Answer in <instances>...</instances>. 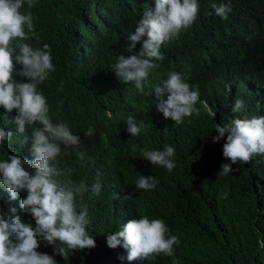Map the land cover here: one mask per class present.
I'll list each match as a JSON object with an SVG mask.
<instances>
[{"label": "trees", "instance_id": "1", "mask_svg": "<svg viewBox=\"0 0 264 264\" xmlns=\"http://www.w3.org/2000/svg\"><path fill=\"white\" fill-rule=\"evenodd\" d=\"M197 2V21L186 33L162 44L165 59L149 71L144 94L134 82L118 80L112 66L119 55L130 54L127 36L135 31L146 0H34L32 9L25 5L21 11L32 12L39 35L38 42L34 38L27 42L41 49L48 44L55 67L37 91L46 98L52 122L66 123L81 139L79 148L62 152L57 162L62 169L75 170L66 178L89 188L78 203L88 208L90 234L91 230L100 234L119 231L110 225L122 215V207L123 215L131 219L145 215L162 219L170 229L166 235L179 237L173 256L161 253L141 264H264V155L253 156L249 163L238 162L232 165L238 171L218 176L221 164L228 161L222 155L224 139L213 143L217 133L210 125V118L216 126L230 114L234 118L264 116V109L260 111L254 101L247 102L240 113L231 111L235 98H251L240 91L244 86L251 88L247 90L251 96L259 95L258 101H264V0H230L232 11L227 19L216 16L212 5L229 0ZM223 71L234 79L238 73L243 76L238 90L223 83ZM170 72L180 73L200 92L195 105L200 114H193L176 132V125L163 127V114L156 110L152 91ZM14 79L22 78L16 75ZM213 110L218 117L210 113ZM130 116L142 120L147 131L131 136L126 131ZM14 117L15 110L8 120ZM2 121L0 125L13 132V138L0 150V160L13 154L31 159V142L21 146L16 125ZM89 127L95 129L90 137L85 135ZM30 132L27 128L25 135ZM165 145L175 148L171 172L141 155L145 148L163 150ZM78 152L85 153L84 161ZM140 174L155 177L156 188H136ZM95 183L101 184L99 200L113 201L117 196L109 212L94 203L90 189ZM225 191L228 196L223 199ZM129 194L131 198L125 199ZM6 199L8 193L0 188V208L11 215ZM26 223L35 227L30 214ZM95 245L68 251L65 258L54 254L51 245L37 251L54 255L57 264H113L114 256L103 249L109 248L107 244Z\"/></svg>", "mask_w": 264, "mask_h": 264}, {"label": "clouds", "instance_id": "2", "mask_svg": "<svg viewBox=\"0 0 264 264\" xmlns=\"http://www.w3.org/2000/svg\"><path fill=\"white\" fill-rule=\"evenodd\" d=\"M146 1L148 4L136 22L135 31L127 36L130 54L119 55L112 66L118 80L125 84L134 82L141 94L145 92L143 82L148 79L149 71L157 66V62L165 59L161 52L162 44L186 33L197 21L199 8L197 0ZM25 5L27 9H32L34 0H0V108L4 109L0 119L6 124L16 125V131L21 134V146L31 142V159L13 154L0 160V188L8 193L6 210L11 212L9 215L0 208V264H57L54 255L37 251L49 245L53 246L54 254L65 258L68 251L107 244L109 248L103 249L114 256L113 264H141L161 253L173 256V246L179 243V237L166 235L170 229L162 219H150L146 215L131 219L123 215L122 207V215L110 225L119 231L107 228L109 232L106 233L100 234L94 230L89 233L88 208L78 203V199L89 188L84 182L77 183L66 178L75 170L62 169L57 162L62 152L79 148L81 139L71 132L66 123L52 122L46 98L37 91L38 85L48 79L55 67L48 44H44L41 49L27 42L33 38L38 42L39 35L34 29L35 17L32 12L21 11ZM212 9L216 16L227 19L228 13L232 11L230 0L228 3H214ZM141 42V49L137 53L134 50ZM17 65L20 67L17 68ZM16 75L22 79L17 81L14 79ZM236 77L234 79L230 73L223 71V83L230 89L233 86L235 91L239 89L236 85L243 76L238 73ZM244 82L243 79V85ZM190 83L193 84L186 82L180 73L170 72L168 78L152 90L157 101L156 110L163 114L161 118L164 128L168 129L169 124L176 125V132L193 114H200L195 107L200 96L199 86L194 88ZM59 90L62 91V87ZM247 90L251 88L244 86L240 89L244 94L249 93L248 98H251L247 101L235 98L231 108L233 113L246 109L249 101H254L260 111L264 109V101H258L259 95L251 96ZM14 110V120L9 121L8 115ZM210 113L218 117L214 110ZM230 116L219 121L220 124L216 126L213 118H210L211 129L217 133L212 137V142L224 139L222 155L228 161L221 164L218 176H228L238 171L232 167L238 162L249 163L253 156L264 155V116ZM126 124V131L131 136H138L142 130L148 129L142 120L137 121L131 116ZM27 128L31 132L25 135ZM195 128L194 125L192 130ZM94 132L95 129L89 127L85 135L90 137ZM12 138L13 132L5 131L0 125V150ZM77 155L81 161L85 160V153L78 152ZM141 155L152 165L165 167L169 172L175 167L172 160L175 155L173 146L165 145L163 150L145 148L141 150ZM158 183L152 175L140 174L136 188L152 190ZM119 189L120 185L118 192ZM90 190L94 203L107 212L110 206L115 205L117 196L113 201L99 200L97 195L101 191L100 183L93 184ZM227 196V191L221 194L223 199ZM130 198L131 194L125 196V199ZM2 204L3 201L0 207ZM28 214L34 219L35 227L32 223H26ZM41 241L45 244L40 245Z\"/></svg>", "mask_w": 264, "mask_h": 264}, {"label": "rangeland", "instance_id": "3", "mask_svg": "<svg viewBox=\"0 0 264 264\" xmlns=\"http://www.w3.org/2000/svg\"><path fill=\"white\" fill-rule=\"evenodd\" d=\"M103 211H106L105 209H103Z\"/></svg>", "mask_w": 264, "mask_h": 264}, {"label": "bare ground", "instance_id": "4", "mask_svg": "<svg viewBox=\"0 0 264 264\" xmlns=\"http://www.w3.org/2000/svg\"><path fill=\"white\" fill-rule=\"evenodd\" d=\"M90 223V222H89ZM91 225V224H90ZM95 225V224H94ZM94 227V226H93Z\"/></svg>", "mask_w": 264, "mask_h": 264}]
</instances>
